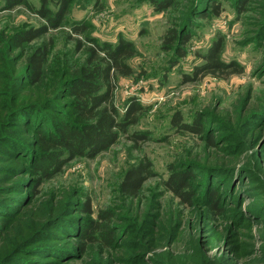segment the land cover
Returning a JSON list of instances; mask_svg holds the SVG:
<instances>
[{"label":"rangeland","instance_id":"374dc122","mask_svg":"<svg viewBox=\"0 0 264 264\" xmlns=\"http://www.w3.org/2000/svg\"><path fill=\"white\" fill-rule=\"evenodd\" d=\"M211 1L221 14L198 18ZM245 1L240 9L238 0H174L171 9L156 12L147 0H72L61 27L18 50L7 38L45 22L23 5L5 10L0 0V91L10 101L0 96V264H264V0ZM27 2L40 6V0ZM73 23L86 24L87 32L72 34ZM170 28L176 39L191 35L186 57L174 68L173 54L162 47ZM217 35L224 38L222 60L237 62L243 73L183 84ZM119 37L133 43L136 55L127 60L133 74L117 78L114 102L122 113L136 97L145 107L138 125L94 159L72 160L33 193L22 182L29 179L21 171L25 155H12L3 135L31 139L33 121L18 128L7 105L34 89L24 90V82L13 84L10 76L22 73L35 48L49 45L41 84L51 95L83 63L86 38L114 45ZM177 111L184 121L201 118L202 134H176L170 118ZM135 130L148 141H130ZM143 158L154 177L137 199L123 200L117 185ZM168 166L191 170L192 205L164 189ZM86 198L92 218L101 209L112 211L116 233L110 247L91 245L80 253L70 231L87 217L80 206Z\"/></svg>","mask_w":264,"mask_h":264},{"label":"trees","instance_id":"16d2710c","mask_svg":"<svg viewBox=\"0 0 264 264\" xmlns=\"http://www.w3.org/2000/svg\"><path fill=\"white\" fill-rule=\"evenodd\" d=\"M2 1L5 10L23 5L45 22L36 27L15 31L7 38V44L19 50L42 39L50 30L61 27L66 20L72 0H40L37 9H33L27 0ZM147 2L156 12L171 9L174 4V0L161 2L147 0ZM246 2L238 0L237 7L245 8ZM221 10L218 3L211 1L210 6L197 17L219 16ZM70 30L72 34L82 36L87 32L88 26L84 23H73ZM176 36V30L170 28L165 31L163 37L162 47L173 54L169 61L170 68H174L186 57V47L191 39L189 34L179 39H176ZM86 39L89 47L83 63L77 68L70 69V74H66L67 76L58 82L51 95H47L49 92L43 89L41 84L45 76L49 45L43 44L35 48L26 56L22 73H18L16 79L13 75L10 76L13 84L24 82V90L34 89L22 96L16 94L13 104L11 102L12 105H7L8 115L18 120V128L22 126L28 129L33 121L31 139L22 142L12 133L7 132L8 134L3 135L4 142L10 145L12 155L18 158L25 155L27 165L21 168V171L28 174L29 179L22 182L33 193H38L42 183L55 178L72 160L94 159L108 150L121 135L128 133L130 127L138 125L139 117L145 111V107L136 97L127 99L122 113L114 102L117 78L133 74L127 63V60L136 55L133 43L122 37H119L114 45L98 44L93 39ZM223 46V36L217 35L207 50L198 55L201 63L193 68L191 74L182 76V83L196 82L208 75L225 80L232 75L242 74L243 68L240 64L222 60ZM77 49H80V45ZM6 93V90L1 89L0 96L5 97ZM4 100L10 102L6 97ZM170 128L176 134L192 136H200L203 132L201 118L194 117L191 122L184 121L179 111L172 114ZM128 138L134 144L148 141L147 134L137 130L132 131ZM210 143L213 144L212 140ZM4 153L7 154L8 150H4ZM167 173L166 179L162 181L164 189L181 204L192 205L196 194L190 182L191 170H178L168 166ZM153 177L152 163L148 159L143 158L131 164L117 185L120 198L137 199L145 183ZM80 206L81 212L87 217L70 231L71 237L78 244L76 249L80 253H85L91 245L110 247L116 233L112 225L114 218L112 211L101 209L95 218H92L90 200L86 198ZM212 207H215V204H212ZM4 208L0 207V209ZM2 213L4 212L0 210V216ZM67 252L69 255L74 253L70 250ZM2 261L4 264H13L17 260L12 263Z\"/></svg>","mask_w":264,"mask_h":264}]
</instances>
